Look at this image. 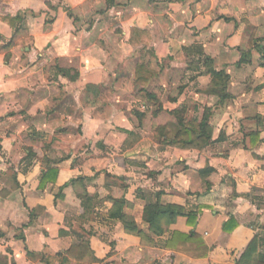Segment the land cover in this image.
<instances>
[{
  "label": "crops",
  "instance_id": "crops-1",
  "mask_svg": "<svg viewBox=\"0 0 264 264\" xmlns=\"http://www.w3.org/2000/svg\"><path fill=\"white\" fill-rule=\"evenodd\" d=\"M252 36L264 45V0H0V264H52L85 242L69 264H240L255 238L247 264L264 261V66L256 49L238 65ZM200 50L229 76L225 101L189 69ZM206 109L209 147L162 145L171 112L191 124ZM121 199L144 237L109 218ZM157 200L204 209L157 236ZM175 231L209 256L166 250Z\"/></svg>",
  "mask_w": 264,
  "mask_h": 264
},
{
  "label": "trees",
  "instance_id": "trees-1",
  "mask_svg": "<svg viewBox=\"0 0 264 264\" xmlns=\"http://www.w3.org/2000/svg\"><path fill=\"white\" fill-rule=\"evenodd\" d=\"M1 19L9 22L10 24L19 20L18 17H3ZM260 41L261 40H256V38L252 36L249 44V51L248 53L244 52L242 54V58L238 63L239 66L249 61L250 52L253 49H256L260 53L262 59L260 65L264 66V45L259 44ZM12 45L13 42H10L7 46L9 47ZM199 53L202 58H200L197 62H190L189 69L198 71L200 75L211 74L213 77V84L215 86L214 89H211V92L217 94L222 101H225V99L229 97L226 93L229 76H227L224 71H216L213 67V60L210 57L205 56L202 50H200ZM144 68L145 65H143L141 69ZM59 72L61 74H67V71L62 69L59 70ZM148 98H153L156 100L155 102L159 103L156 96L148 94ZM135 114L142 124L143 120L146 118V113L135 112ZM171 114L176 118V123L169 124L168 126L161 128V130L159 129V135L163 138L161 142L162 145L172 146L183 150H205L213 143V127L210 124L211 112L207 109L205 110L201 122H193L191 124L184 123L183 111L175 110L171 112ZM251 135L253 136V134ZM257 135H259V133ZM209 171L212 172V169H209ZM57 175V170H49V172L43 177L47 178L45 183L50 180L48 178L51 176L54 177L53 181H55ZM41 182L44 183V179ZM41 188L43 189L44 186H41ZM114 206V209L109 214V218L120 221L124 225L127 232L144 237L143 230L137 225L135 220L124 211L125 207L128 206V202L125 199L115 200ZM203 209L204 208H199L195 211L192 210L190 212H186L181 206L163 205L160 200H157L155 203L145 207L144 220L149 224L150 230L153 233L157 236H163L166 233H169V227L176 223L177 219L181 216L187 217L188 224L195 226L201 213L203 212ZM32 214L33 213H31V216ZM238 226L239 224L236 219L234 217H230L229 220L224 223L223 231L231 234ZM258 242L259 240L257 238L251 242L243 254L240 264H247L250 261L251 256L257 251ZM165 249L169 251H176L193 259H205L209 256L211 251L201 235L195 232L185 234L177 231L171 233V237L166 241ZM89 254L90 248L88 243L85 242L83 244L81 243L79 245L71 246L70 249L66 251L65 255L60 254L50 258L49 263L69 264L71 261L83 263ZM257 264H264V261L260 260Z\"/></svg>",
  "mask_w": 264,
  "mask_h": 264
}]
</instances>
